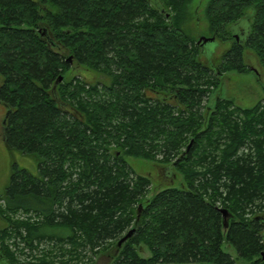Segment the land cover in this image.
Returning <instances> with one entry per match:
<instances>
[{"label":"trees","instance_id":"obj_1","mask_svg":"<svg viewBox=\"0 0 264 264\" xmlns=\"http://www.w3.org/2000/svg\"><path fill=\"white\" fill-rule=\"evenodd\" d=\"M190 2L0 0L2 139L36 159L34 172L11 167L0 213L42 218L25 226L30 248L116 239L114 264H233L226 242L250 264H264L257 215L264 213V99L240 108L218 98L201 113L218 74L251 70L245 49L264 69V0L207 1L211 36L232 40L218 73L201 64V45L181 27ZM71 64L110 82L65 80ZM125 155H161L184 183L147 197L149 178ZM220 208L229 213L226 226ZM14 260L2 246L0 264Z\"/></svg>","mask_w":264,"mask_h":264},{"label":"rangeland","instance_id":"obj_2","mask_svg":"<svg viewBox=\"0 0 264 264\" xmlns=\"http://www.w3.org/2000/svg\"><path fill=\"white\" fill-rule=\"evenodd\" d=\"M207 1L208 0H191L188 5V16L185 17L181 27L194 40H198L201 36H211L204 13ZM246 20H243L241 24H239V27H242L245 32L248 28ZM231 43V39L224 41L215 39L212 42L205 43L198 49V60L204 66L208 68L210 66L214 69V72L218 73L221 57L230 47ZM244 62L250 68H257L259 73L251 69L246 73L225 71L223 74H218L217 87L211 89V92L207 93L201 103L202 114L205 115L206 109L209 110L208 112L210 114L214 110L218 98L230 100L233 105L240 108L253 107L257 102L264 99V69L259 64L254 52L250 49H245L244 51ZM71 65L72 68L65 74V80H69L71 77H77L87 84H108L110 82V77L104 72L92 70L85 66ZM6 111L7 108L0 103V194L4 191V188L9 182V175L13 165L17 168H24L30 172H34L36 166V159L34 156L10 150L5 146L1 132ZM243 148H245V146H243L242 149ZM123 158L136 174L149 178L150 186L146 194L147 197L151 196L154 191L163 187H179L184 183L182 173L174 167L171 162H163L160 159L161 155H157L153 160L128 155H125ZM0 205L3 207V201L1 199ZM259 214L264 216V213H257V215ZM41 220L42 218L37 214L23 211H5L4 213H0V230L8 228V233L3 238H0V250H2V246L7 248L12 255L15 256V264H37L36 262H40L42 259H44L45 262L53 264H58L61 261L65 262V264L115 263V256L118 253V251L115 250L116 239L104 241L100 243L99 246L95 247H92L89 243L75 245L65 240L57 245L39 244L34 248H30V245L26 244L23 237L26 234L25 226L40 222ZM13 222H20L23 226L16 227L11 225ZM222 249L233 258V264H250V260L239 257L236 249L232 245L224 242ZM140 254L141 256H148L149 251L142 246Z\"/></svg>","mask_w":264,"mask_h":264},{"label":"water","instance_id":"obj_3","mask_svg":"<svg viewBox=\"0 0 264 264\" xmlns=\"http://www.w3.org/2000/svg\"><path fill=\"white\" fill-rule=\"evenodd\" d=\"M233 35H234L236 40L239 39L238 34L234 33ZM214 40H215V37H213V36H210V37L201 36L200 38H198L197 43L202 46L205 43L212 42ZM68 60H70V58ZM251 69L254 70L255 72L259 73V70L257 68L251 67ZM61 80H62V76L60 75L58 77L57 81L60 82ZM7 113H8V110L6 111L5 116L7 115ZM5 116L3 118L2 127H3L4 121H5ZM116 154H118V152H116ZM219 210L222 214L223 224H224V226H226L227 225V218L229 217V213H228L227 209H225V208H220ZM132 232H133V229H130L126 234H124V236L122 238H120V240H118V242H117L118 245L120 246L122 244V242H124L128 237H130ZM260 255H261V258L264 259V251H262L260 253Z\"/></svg>","mask_w":264,"mask_h":264},{"label":"flooded vegetation","instance_id":"obj_4","mask_svg":"<svg viewBox=\"0 0 264 264\" xmlns=\"http://www.w3.org/2000/svg\"><path fill=\"white\" fill-rule=\"evenodd\" d=\"M237 41V40H236Z\"/></svg>","mask_w":264,"mask_h":264}]
</instances>
